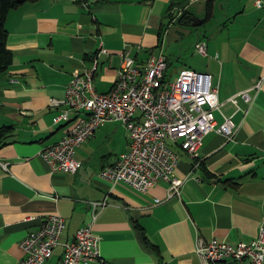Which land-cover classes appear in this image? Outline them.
Wrapping results in <instances>:
<instances>
[{"label":"crops","instance_id":"0c3cea01","mask_svg":"<svg viewBox=\"0 0 264 264\" xmlns=\"http://www.w3.org/2000/svg\"><path fill=\"white\" fill-rule=\"evenodd\" d=\"M207 1L35 0L8 11L12 60L0 73V127L12 130L0 147V160L8 163V170L0 167V264H19V242L49 212L65 220L61 242L91 224L101 259L84 264H206L195 252L197 239L235 245L250 242L264 228V4L212 0L205 18ZM173 6L193 19L186 26L202 24L204 31L191 40L202 60L191 59L175 73L167 67L165 75L175 74L174 80L183 68L210 73L221 102L215 120L231 117L233 140L212 131L202 138L196 158L175 148L174 177L184 180L179 197L167 198L166 181L141 193L99 177L101 168L128 149L125 129L116 121L101 124L76 148L77 172H49L39 153L67 129L56 121L61 108H50L49 99L62 98L72 71L91 68L94 59V88L109 90L124 48L138 63L161 53L169 66L167 48H175L167 35L179 24L168 16ZM198 40L206 43L205 55L195 49ZM256 84L250 103L228 100ZM104 198L108 204L92 220L89 201ZM138 226L153 248L143 244ZM61 253L57 245L43 264H57Z\"/></svg>","mask_w":264,"mask_h":264},{"label":"built area","instance_id":"2783aa9c","mask_svg":"<svg viewBox=\"0 0 264 264\" xmlns=\"http://www.w3.org/2000/svg\"><path fill=\"white\" fill-rule=\"evenodd\" d=\"M257 6L264 4L255 0ZM171 22L182 14L176 6L169 10ZM198 53L206 54V43L198 40ZM96 59L89 69H75L67 82L62 98H50V108H61L57 122L67 124L66 134L56 143L44 147L40 157L49 172L75 173L81 162L74 158L77 147L89 139L96 129L108 121L119 122L128 138V149L115 160L99 170V177L112 183H124L144 193L158 181L168 183L167 198L179 197L183 179L174 177L178 162V148L193 158L198 155L202 138L215 131L225 141L235 135L230 116L216 122L214 113L220 112L218 83L208 72L181 69L174 80L166 77L167 59L161 53H150L138 63L124 48L120 53V64L112 86L106 92H97L93 84ZM259 84L247 88L228 98L232 103L241 97L252 101L250 92L258 90ZM198 160L196 164H198ZM0 167L8 170V163L0 160ZM53 201L57 195H45ZM156 200L155 203H159ZM92 220L108 204L106 198L89 201ZM29 216L28 220L32 219ZM65 228L64 218L57 212L39 217L38 226L19 242L23 257L19 264H43L53 248L62 246L57 264H84L100 260L99 237L91 224L80 226L72 239L61 242ZM195 252L206 264H234L247 260L249 264H264V228L250 242L235 245L212 238L197 239Z\"/></svg>","mask_w":264,"mask_h":264},{"label":"trees","instance_id":"16d2710c","mask_svg":"<svg viewBox=\"0 0 264 264\" xmlns=\"http://www.w3.org/2000/svg\"><path fill=\"white\" fill-rule=\"evenodd\" d=\"M29 1H35V0H0V73L5 71L9 64L11 63L12 60V55L10 50L6 46V37H7V29L5 27V17L10 9L16 8L19 5L29 2ZM211 5H212V0L207 1V6H206V17H209L211 14ZM187 11L182 10V14L176 18V22L179 24H190L193 19L189 16H187ZM170 16V14H168ZM171 20V16H170ZM12 130V126L10 125H3L0 127V147L4 144L5 138L7 134ZM139 233H140V238L143 244L146 246L153 248L152 244L148 241L146 238L143 229L138 226L137 227ZM222 262L216 263L220 264Z\"/></svg>","mask_w":264,"mask_h":264},{"label":"rangeland","instance_id":"374dc122","mask_svg":"<svg viewBox=\"0 0 264 264\" xmlns=\"http://www.w3.org/2000/svg\"><path fill=\"white\" fill-rule=\"evenodd\" d=\"M201 25L202 24L186 26L177 23L171 25L167 35V42L174 45L175 51L171 52V47L168 46L167 49L170 50L167 52L170 59V64L167 69L168 72H177L181 67L187 66L191 59L202 60V57L194 53L191 48L192 38L197 37V35L204 31ZM173 73L171 74L175 75ZM171 74L170 77H172ZM170 77L169 79L173 80V78Z\"/></svg>","mask_w":264,"mask_h":264},{"label":"water","instance_id":"95a60500","mask_svg":"<svg viewBox=\"0 0 264 264\" xmlns=\"http://www.w3.org/2000/svg\"><path fill=\"white\" fill-rule=\"evenodd\" d=\"M197 23H200V22H195V23H193V24H197Z\"/></svg>","mask_w":264,"mask_h":264}]
</instances>
